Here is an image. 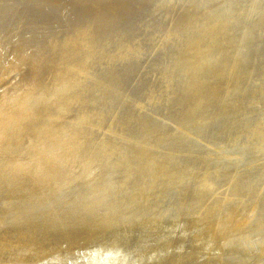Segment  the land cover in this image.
Masks as SVG:
<instances>
[{
    "label": "bare ground",
    "instance_id": "bare-ground-1",
    "mask_svg": "<svg viewBox=\"0 0 264 264\" xmlns=\"http://www.w3.org/2000/svg\"><path fill=\"white\" fill-rule=\"evenodd\" d=\"M0 264H264V0H0Z\"/></svg>",
    "mask_w": 264,
    "mask_h": 264
}]
</instances>
